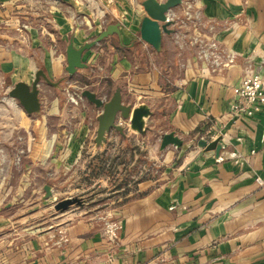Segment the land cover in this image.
Wrapping results in <instances>:
<instances>
[{"label":"crops","instance_id":"obj_1","mask_svg":"<svg viewBox=\"0 0 264 264\" xmlns=\"http://www.w3.org/2000/svg\"><path fill=\"white\" fill-rule=\"evenodd\" d=\"M142 1L0 0V217L11 199L20 217L16 234L3 238L16 249L2 252L1 264H264V105L230 113L240 78L264 77V0H181L168 12L172 32L162 33L159 51L140 39ZM104 19L119 34L86 49L85 67L69 75V40L80 47ZM38 70L48 80L40 77L41 109L30 114L8 93ZM70 80L106 99L120 88L124 104L147 106L145 132L123 120L122 133L112 129L97 145L100 108L85 98L78 112L59 102ZM68 116L79 123L67 130ZM210 130L218 153L187 149L185 139ZM169 132L182 145H147L159 172L125 195L116 237L97 212L46 220L44 188L56 195L52 178L83 165L84 150L93 157L116 138Z\"/></svg>","mask_w":264,"mask_h":264},{"label":"rangeland","instance_id":"obj_2","mask_svg":"<svg viewBox=\"0 0 264 264\" xmlns=\"http://www.w3.org/2000/svg\"><path fill=\"white\" fill-rule=\"evenodd\" d=\"M111 23H116V21L104 19L96 23L98 26L97 31H94L95 34L91 39L95 38ZM67 40L66 38L61 41V50L66 46ZM73 80H70L73 85L83 86L81 83H74ZM84 88L86 87L84 86ZM65 94L66 91L61 89L59 93L60 103H66L69 109H73L72 111L78 112L83 108L81 106L82 102H78V104L67 102ZM17 103L19 104L18 101ZM78 123L76 119L68 116L65 128L68 130L69 128L76 127ZM55 124V119H52L49 123L52 129H56L55 127L57 126ZM214 136H216L214 130H210L207 133H195V135H191L188 139H185V143L189 140L191 141L187 149L198 148V140L200 138L210 141ZM160 140L161 137H158V135H150L148 139L130 136L125 142L116 138L113 144L107 145L105 149L93 157L89 150H84L82 156L83 165L68 166L64 172L52 178L57 186V194L54 196L51 194L49 197L43 199L46 201L44 204L47 207L43 214L45 217H48L46 220L54 225L55 223L70 221L74 217H77V215L97 212L98 218L105 224L106 234L110 237H116L119 233L120 225L116 222V214L114 213L127 200L125 195L135 191L139 181L153 178L159 172L160 165L155 164L154 158H150L154 152L157 154V150L151 154L147 145L150 143L159 144ZM172 146L176 148L180 147L173 144L167 145V147ZM65 198H79L82 202L81 204H72L65 210L55 209V204ZM11 201L10 206L17 205L13 203V199ZM10 206L7 209V213H5L7 219L4 221L0 217V254L10 249H16V246L3 244V238L9 239L16 234L18 225L16 220L20 219L18 215L11 213ZM40 216L38 215L37 217ZM7 223L8 226L6 227ZM112 227L113 229H111Z\"/></svg>","mask_w":264,"mask_h":264},{"label":"water","instance_id":"obj_3","mask_svg":"<svg viewBox=\"0 0 264 264\" xmlns=\"http://www.w3.org/2000/svg\"><path fill=\"white\" fill-rule=\"evenodd\" d=\"M180 2L181 0H143L141 5L145 15L139 27L140 39L159 51L161 49L162 33L172 32L169 26L173 23V20L169 18L168 12ZM111 34H119V24L117 22L108 24L95 38L85 42L80 47H75L72 39H70L65 49L66 72L72 75L79 68L85 67V63L82 61L83 52ZM40 77L48 80L46 74L42 70H38L31 84L18 81L11 87L8 93L10 97L19 102L25 112L30 114L38 113L41 109V103L38 97ZM81 95L87 101L100 108V113L97 116L94 139L97 145H101L107 141V133L112 129L122 133L123 127L121 122L123 120H127L132 129L140 133L145 132L143 117L150 114L149 108L145 105L131 108L130 105L124 104L121 99L120 88H116L107 99L99 97L96 93L86 88L81 91ZM218 140V138H215L207 141L200 138L198 140V146L205 151L215 150L218 153L220 147ZM169 144L181 146L182 140L173 132L165 133L161 137L160 147L164 148ZM44 189L45 197H49L51 195L50 187L46 185ZM81 202L79 198H65L55 204V209L65 210L70 205L75 203L81 204Z\"/></svg>","mask_w":264,"mask_h":264},{"label":"built area","instance_id":"obj_4","mask_svg":"<svg viewBox=\"0 0 264 264\" xmlns=\"http://www.w3.org/2000/svg\"><path fill=\"white\" fill-rule=\"evenodd\" d=\"M205 53L207 54L208 52L206 51ZM83 88L84 86H75L69 81L65 82L66 101L75 104L82 102L84 100L81 95ZM233 92L234 100L230 106V113L233 115H252L264 105V77L258 72L244 75L233 87Z\"/></svg>","mask_w":264,"mask_h":264}]
</instances>
